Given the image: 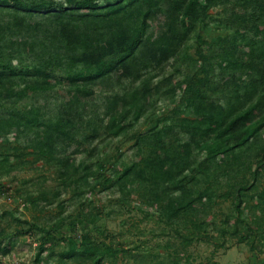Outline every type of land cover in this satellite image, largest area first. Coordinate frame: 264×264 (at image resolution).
Listing matches in <instances>:
<instances>
[{"label":"rangeland","instance_id":"374dc122","mask_svg":"<svg viewBox=\"0 0 264 264\" xmlns=\"http://www.w3.org/2000/svg\"><path fill=\"white\" fill-rule=\"evenodd\" d=\"M148 1L119 13L145 21L131 79L116 62L99 73L65 60L52 18L0 34V74L16 72L0 89V264H264V123L207 170L173 178L171 195L186 205H173L175 218L150 186L123 176L164 127L179 133L177 151L166 155L175 166L204 158L215 140L201 138L192 151L181 129L202 137L256 105L261 87L245 66L262 41L264 0H194L193 18L182 14L184 0ZM11 11L0 9L3 27ZM87 13L67 22L84 26ZM157 48L166 52L151 61ZM21 115L60 119L74 135L68 158L39 156L33 132H17ZM66 164H74L67 180ZM105 248L114 253L101 256Z\"/></svg>","mask_w":264,"mask_h":264},{"label":"trees","instance_id":"16d2710c","mask_svg":"<svg viewBox=\"0 0 264 264\" xmlns=\"http://www.w3.org/2000/svg\"><path fill=\"white\" fill-rule=\"evenodd\" d=\"M107 5L99 7V0H0V9L12 10L9 25H1L0 34L8 32L9 29L16 26L30 25V19L36 16L46 17V20L53 19L56 22L57 34L61 43V49L65 51V60L73 62L75 65L96 70L99 73L104 71L107 62H116L118 70L124 79L135 77L138 69V58L135 52L144 36V24L133 23L123 19L119 15L123 8L133 6L140 1L149 3L148 0H105ZM198 3L194 0H184L181 3L182 14L193 18V12L196 11ZM87 10L88 13L83 17L84 26L74 21H68L67 17L74 15V11ZM146 19L148 18L145 16ZM101 25H98V24ZM9 28V29H8ZM11 36V35H9ZM164 48L154 49L151 61L157 60L159 55L164 56ZM2 55V53H0ZM246 70L252 72L261 89L258 94L256 105L248 110H242L233 113L229 119L224 120L217 128H210L200 136L196 130L187 126L182 130L189 138V144L192 151L201 149V138H214L211 146L206 151L205 157L202 155L191 154L185 161H179L175 166L166 162L167 152L174 153L178 149V136L174 126H167L164 129L153 133L148 138L151 145L150 154L124 173L127 176L131 173L134 181L138 184H147L156 193L157 201L168 202L172 218L177 216L173 209L174 204H180L182 210L186 208L184 204L185 196L182 194L171 195L173 178L177 180L182 178L185 171L192 173H202L207 170L211 160L220 154L224 156L231 145L237 147L250 143L252 138H256V128L264 123V33L262 41L254 48L252 58L245 66ZM16 72L9 70V75L0 74V89L5 86L6 81L13 80ZM125 99V98H124ZM202 103L194 105L196 113H202L199 110ZM212 112V111H211ZM14 119V118H13ZM18 134L33 132L32 144L39 156L55 160V157L67 156L66 151L73 144V136L69 129L63 125L60 119L48 117L23 116L17 119ZM0 129L5 130V120L0 119ZM203 154V153H202ZM69 162V160H68ZM67 163V162H66ZM142 164V165H141ZM73 165L63 167V178L66 180L71 176ZM89 167H85L88 170ZM183 185V183H181ZM180 184V185H181ZM241 199L238 198L235 203V211L240 213ZM170 216V217H171ZM197 229H199L197 227ZM223 235V234H222ZM43 243L40 247L43 249ZM101 256L112 254L111 248H105L100 251ZM95 253L89 254L93 257ZM97 264H100L99 261Z\"/></svg>","mask_w":264,"mask_h":264},{"label":"built area","instance_id":"2783aa9c","mask_svg":"<svg viewBox=\"0 0 264 264\" xmlns=\"http://www.w3.org/2000/svg\"><path fill=\"white\" fill-rule=\"evenodd\" d=\"M20 263L19 264H28V262H25L24 260L23 261H19Z\"/></svg>","mask_w":264,"mask_h":264}]
</instances>
